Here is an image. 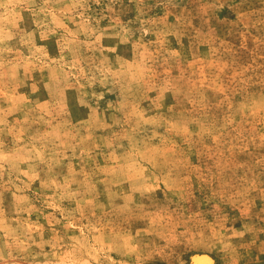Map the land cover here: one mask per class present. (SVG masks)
<instances>
[{"label":"rangeland","instance_id":"obj_1","mask_svg":"<svg viewBox=\"0 0 264 264\" xmlns=\"http://www.w3.org/2000/svg\"><path fill=\"white\" fill-rule=\"evenodd\" d=\"M204 256L264 264V0H0V264Z\"/></svg>","mask_w":264,"mask_h":264},{"label":"bare ground","instance_id":"obj_2","mask_svg":"<svg viewBox=\"0 0 264 264\" xmlns=\"http://www.w3.org/2000/svg\"><path fill=\"white\" fill-rule=\"evenodd\" d=\"M201 257H202V256H201ZM201 257H200V258L197 257V258H198V261H199L198 263H201V264H207V263H209V259H208L209 257H205V256H204L203 258H201ZM197 258H196V260H197ZM211 261H212V260H211ZM210 263H211V262H210ZM210 263H209V264H210Z\"/></svg>","mask_w":264,"mask_h":264}]
</instances>
